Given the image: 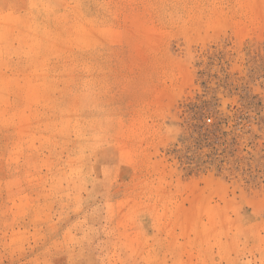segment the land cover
<instances>
[{"label":"rangeland","instance_id":"rangeland-1","mask_svg":"<svg viewBox=\"0 0 264 264\" xmlns=\"http://www.w3.org/2000/svg\"><path fill=\"white\" fill-rule=\"evenodd\" d=\"M0 264H264V0H0Z\"/></svg>","mask_w":264,"mask_h":264},{"label":"built area","instance_id":"built-area-1","mask_svg":"<svg viewBox=\"0 0 264 264\" xmlns=\"http://www.w3.org/2000/svg\"><path fill=\"white\" fill-rule=\"evenodd\" d=\"M207 121L210 123L211 122V119L209 118V119H207Z\"/></svg>","mask_w":264,"mask_h":264}]
</instances>
